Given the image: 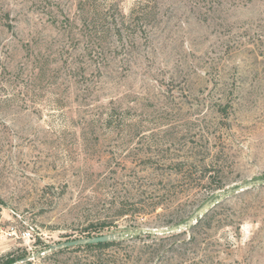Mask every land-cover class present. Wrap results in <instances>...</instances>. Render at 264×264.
Returning <instances> with one entry per match:
<instances>
[{"label":"rangeland","instance_id":"1","mask_svg":"<svg viewBox=\"0 0 264 264\" xmlns=\"http://www.w3.org/2000/svg\"><path fill=\"white\" fill-rule=\"evenodd\" d=\"M197 151L222 170V188L120 215L132 209L120 203L126 188L155 180L157 160ZM256 178L264 0H0V263L87 235L176 224ZM103 221L113 224L93 230ZM174 234L16 264H264V184Z\"/></svg>","mask_w":264,"mask_h":264},{"label":"trees","instance_id":"2","mask_svg":"<svg viewBox=\"0 0 264 264\" xmlns=\"http://www.w3.org/2000/svg\"><path fill=\"white\" fill-rule=\"evenodd\" d=\"M94 5L91 6L94 12L97 13L102 11V9H98ZM227 109H228L227 104L219 105L218 107V110L220 111L221 116L224 119L223 120L225 123L224 125H226L225 121H227L229 115ZM198 154H200L199 151L191 152L184 158L171 160L168 162H160L157 160L155 168L156 170H160V172H155L156 174L155 180H151V183L147 184L146 183L147 181L139 179L138 182H133L132 186L126 188V194H124L125 196L122 198L123 200L121 199L120 203L124 204L128 202V206H130L132 209L123 210L120 212V215H126L130 212L137 215H142L145 214V211H147L148 208L156 209L161 205H168L169 207H171L172 203L179 202L183 199L182 195H184L185 198L189 197V195L187 194L189 192L187 191L193 189L194 187L197 188L211 187L213 191L222 188L223 179L220 175L222 170L215 169L211 161L207 162L206 161L207 156H201L198 158L197 157ZM149 159L150 158H146V156L143 157L141 159L142 166L145 169L150 168L155 170L154 168L155 164H153V162L152 163L149 162ZM220 204L221 202L218 205ZM216 206L210 209L203 217L199 218L198 221L194 225H192L190 229L187 230H193L194 228L199 226L203 221L207 219L208 216H210L211 213H213ZM183 220L184 219H181L180 221ZM112 224L113 222L103 221L93 224L92 227L93 230H95L97 228H104L111 226ZM93 235H87V236H93ZM146 235H151V234H146ZM173 235L175 234L171 233V234L161 235V237L166 238ZM87 236H83V237H87ZM116 243L117 242L112 241V242H104L98 244H87L82 246H76L73 247L72 249H102L114 245ZM66 250H69V248L55 250L54 253H59ZM16 260H17L16 257L11 256V257H7L0 264H4V263L10 264Z\"/></svg>","mask_w":264,"mask_h":264},{"label":"water","instance_id":"3","mask_svg":"<svg viewBox=\"0 0 264 264\" xmlns=\"http://www.w3.org/2000/svg\"><path fill=\"white\" fill-rule=\"evenodd\" d=\"M260 184H264V178L246 180L228 186L222 191L215 194L214 196L210 197L203 204H201L186 219L176 224L162 226V227L141 226L133 229L119 230L111 233H103L93 236L79 237L71 240H66L63 242H59L57 244L50 245L47 249L43 251L27 254L10 264H16L18 262L25 263L27 261H30L32 259H35L43 255L45 252L48 251L66 249L70 247L82 246L87 244H98L104 242L118 241L124 238H131L133 236L142 235V234L166 235V234L176 233L182 230L190 229L192 225H194L198 221L199 218L203 217L210 209L218 205L220 202H222L229 196Z\"/></svg>","mask_w":264,"mask_h":264}]
</instances>
